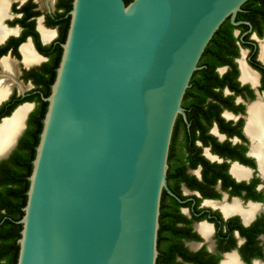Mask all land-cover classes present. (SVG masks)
<instances>
[{
	"label": "water",
	"instance_id": "1",
	"mask_svg": "<svg viewBox=\"0 0 264 264\" xmlns=\"http://www.w3.org/2000/svg\"><path fill=\"white\" fill-rule=\"evenodd\" d=\"M247 1H72L16 222V264H156L183 96L214 33L227 18L237 25Z\"/></svg>",
	"mask_w": 264,
	"mask_h": 264
},
{
	"label": "flooded vegetation",
	"instance_id": "2",
	"mask_svg": "<svg viewBox=\"0 0 264 264\" xmlns=\"http://www.w3.org/2000/svg\"><path fill=\"white\" fill-rule=\"evenodd\" d=\"M59 1L12 0V15L0 22V124L28 109L14 148L0 158V193L26 169L31 115L55 77L68 16ZM227 19L234 28L204 65L203 85L183 96L185 116L174 123L157 264H264V176L248 130L251 113L264 107V0L245 2L237 25ZM41 30L52 35L48 41ZM25 45L32 62L24 60Z\"/></svg>",
	"mask_w": 264,
	"mask_h": 264
},
{
	"label": "trees",
	"instance_id": "3",
	"mask_svg": "<svg viewBox=\"0 0 264 264\" xmlns=\"http://www.w3.org/2000/svg\"><path fill=\"white\" fill-rule=\"evenodd\" d=\"M73 0H60L58 8H62L65 13L68 14L72 7ZM131 0H124L125 4H128ZM253 0H248L249 3ZM67 29L69 24V15L67 16ZM234 26L229 23L227 19L221 24L218 30L214 33L208 45L206 46L203 54L198 62V67H202L193 73L189 88L186 90L184 97L188 95L189 91L198 88L203 85V78L206 74V70L203 68L204 65H208L209 59L218 58V52L221 48L222 39L225 31L232 30ZM231 32V31H230ZM67 33V32H66ZM66 37L62 38L64 42ZM215 65V64H214ZM46 111V103L42 102L41 107H38L31 115L33 122L29 124L31 128L27 130L30 134L28 135V147L30 155L25 160V167L20 168L18 171L17 180L13 181L12 186L3 185L2 192L0 193V209L4 211V214L0 216V264H16L18 257V244L17 240L20 237L21 225L16 222L22 217V208L26 202V191L28 188V176L31 172V161L34 158V148L38 143V135L41 131L44 113ZM33 125V127H32ZM157 264V260H156Z\"/></svg>",
	"mask_w": 264,
	"mask_h": 264
},
{
	"label": "bare ground",
	"instance_id": "4",
	"mask_svg": "<svg viewBox=\"0 0 264 264\" xmlns=\"http://www.w3.org/2000/svg\"><path fill=\"white\" fill-rule=\"evenodd\" d=\"M51 1V0H50ZM12 0H0V22L6 18V10L8 4ZM0 37L3 36V31L0 24ZM42 38L44 41H48L51 36L41 30ZM25 62H32L33 56L30 48L25 45L22 48ZM5 66V64H3ZM28 111L23 107L18 109L14 115L0 124V156L3 155L7 149H10L14 140L17 138L18 133L21 131L23 118ZM249 134L255 141L254 151L258 158L260 170L264 176V107L255 108L249 117ZM245 218V217H244ZM226 264H235L232 260Z\"/></svg>",
	"mask_w": 264,
	"mask_h": 264
}]
</instances>
